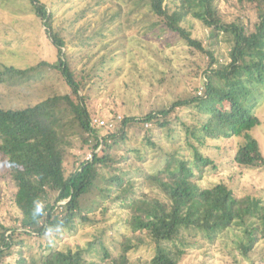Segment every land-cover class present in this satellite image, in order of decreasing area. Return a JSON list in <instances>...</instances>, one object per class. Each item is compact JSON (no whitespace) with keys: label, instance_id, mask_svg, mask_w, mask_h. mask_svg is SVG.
<instances>
[{"label":"rangeland","instance_id":"rangeland-1","mask_svg":"<svg viewBox=\"0 0 264 264\" xmlns=\"http://www.w3.org/2000/svg\"><path fill=\"white\" fill-rule=\"evenodd\" d=\"M42 1L54 12L56 29L66 41L65 59L82 83L80 95L89 107L91 118L113 122L111 127H97L100 135L116 131L125 116H143L151 110L168 107L180 98L205 92L203 81L207 80L208 53L171 34L164 20L151 13L143 0ZM165 2L174 9L180 0ZM255 5L248 0H215L218 15L224 22H242L250 33L256 30L259 19ZM183 25L204 48L215 52L220 63L230 61L232 41L226 33L219 32L213 42L209 28L191 14ZM42 61L57 63V48L35 14L31 0H0V69L5 65L17 69L35 67L24 77L18 75L11 82L0 84L2 107L22 108L68 91L62 74L54 67L39 65ZM256 97L253 113L261 122L250 131L258 144L254 150L248 152L244 148V136L239 135L209 139L206 145L189 138L214 161L215 167L208 166L202 185L225 182L238 196L264 201V94ZM205 118L208 115L192 103L180 107L165 127L148 122L144 128L138 124L130 129L127 141L119 143L114 152L118 157H131L117 166L131 171L135 197L159 192L143 185L142 176L139 178L134 172L137 168L134 165L154 172L164 163L166 152L178 149L193 156V147L187 145L186 125L203 122ZM70 134L75 144L65 156L66 175L92 154L78 134ZM101 148L100 145L96 151L100 152ZM10 167L9 159L0 152V230L1 224L20 227L21 212L14 202ZM108 176L110 173L106 172V177H100L95 190L87 196L85 214L96 222H78L74 231L59 229L44 237L21 235L23 243L14 245L0 264H19L22 254L33 259L47 253L48 247L86 248L89 242H96L93 246L98 251H93L89 259L100 261L103 246L99 245V239L116 254L122 232L131 231L126 223L130 214L120 200L114 199L119 190ZM245 226L234 224L213 241L187 231L167 244L184 251L180 264H264V243L248 255L241 250L239 244L244 238ZM145 242L130 252L133 264H144L153 256L155 244L150 240Z\"/></svg>","mask_w":264,"mask_h":264},{"label":"trees","instance_id":"trees-1","mask_svg":"<svg viewBox=\"0 0 264 264\" xmlns=\"http://www.w3.org/2000/svg\"><path fill=\"white\" fill-rule=\"evenodd\" d=\"M248 1L256 4L259 17L256 30L251 33L242 22H224L218 15L215 0H180L174 9H170L165 0H143L151 13L164 20L171 34L208 53L207 80L203 81L205 92L180 98L168 107L151 110L143 116H125L116 131L100 135L80 95L82 83L65 59L66 41L56 29L54 12L48 10L42 0H31L35 14L57 48V63L42 61L39 65L54 67L62 74L68 91L22 108L0 105V152L10 161L14 202L21 212L20 227L1 224L0 261L14 245L23 243L21 235L44 237L59 229L74 231L78 222H96L85 214L87 196L95 190L100 177H106V172L119 190L114 199L120 200L130 214L126 223L131 231L122 232L118 252L113 254L99 239V245L103 246L100 261L89 259L93 251L98 252L93 246L96 242H89L86 248L48 247L47 253L33 259L22 254L19 264H133L130 252L147 240L155 244V252L144 264H180L184 251L171 248L168 242L187 231L193 235L200 233L213 241L234 224H246L239 244L245 255L264 243V201L253 196H238L225 182L202 185L208 166L215 165L191 139L206 145L209 139L239 135L244 136V148L248 152L258 145L250 131L261 122L253 108L256 96L264 94V0ZM190 14L209 28L213 42L219 32L230 37L229 62L220 63L215 52L204 48L183 25ZM33 69L35 67L17 69L5 65L0 69V84L11 82V78L18 75L24 77ZM192 103L208 115L203 122L186 125L187 145L193 147L194 155L178 149L166 152L164 163L154 172L132 164L137 167L134 168L136 175L142 176L143 185H150L159 192L135 197L131 171L117 166L131 157L116 156L115 147L127 141L130 129L136 125L144 128L145 123L152 122L165 127L180 107ZM70 132L79 135L93 157L82 160L66 175L65 156L75 144ZM100 145L101 151L97 152ZM138 157L143 158L140 151ZM129 192L133 195L128 196Z\"/></svg>","mask_w":264,"mask_h":264},{"label":"built area","instance_id":"built-area-1","mask_svg":"<svg viewBox=\"0 0 264 264\" xmlns=\"http://www.w3.org/2000/svg\"><path fill=\"white\" fill-rule=\"evenodd\" d=\"M92 124L95 127H111L113 125V122H110V121H107V120H104V119H100V118L93 117L92 118ZM89 157L90 158H88V159H91L93 157V155L90 154ZM63 203L64 202H61V204H63Z\"/></svg>","mask_w":264,"mask_h":264}]
</instances>
